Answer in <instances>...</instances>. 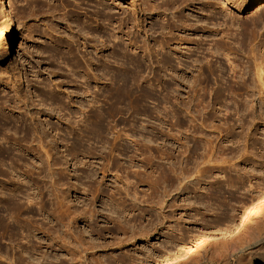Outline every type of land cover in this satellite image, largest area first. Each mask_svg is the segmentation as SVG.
<instances>
[{
  "label": "rangeland",
  "instance_id": "rangeland-1",
  "mask_svg": "<svg viewBox=\"0 0 264 264\" xmlns=\"http://www.w3.org/2000/svg\"><path fill=\"white\" fill-rule=\"evenodd\" d=\"M164 1L8 0L0 264H43L81 234L127 243L133 224L153 234L133 239L126 261L98 264H151L203 230L234 226L264 194V3L177 0L148 10ZM258 227L264 214L219 234L189 264H226L230 253L234 264H264Z\"/></svg>",
  "mask_w": 264,
  "mask_h": 264
},
{
  "label": "bare ground",
  "instance_id": "bare-ground-1",
  "mask_svg": "<svg viewBox=\"0 0 264 264\" xmlns=\"http://www.w3.org/2000/svg\"><path fill=\"white\" fill-rule=\"evenodd\" d=\"M172 4L169 2L164 1L161 4H158L157 6L151 8H148L152 14H160L161 10H171L174 6L177 8V0H171ZM230 1V0H226ZM264 0H252L246 3L245 6H251V5H260L263 4ZM0 10L2 11V15L0 16V22L4 27V41L5 46L8 48L9 53H11V48L14 43L15 34H14V15L11 9H9L8 0H0ZM177 13V12H176ZM180 13V12H179ZM176 14H174L173 18H176ZM134 18V17H133ZM186 18H193V14H188ZM137 45V41L135 40L134 43ZM264 68H258V75L263 72ZM133 199H136L138 201H149L152 199L148 196H133ZM264 214V194L259 198V200L254 203L252 206H250L239 218L237 223L234 226L231 227H222L220 231H209V230H203L196 238L189 241L187 244L183 245L180 249L176 251H169L159 257L156 261H153L151 264H189L198 259V257L205 251L208 244H211L214 242L218 235L225 236L226 238H229L231 236H234L233 234L241 233L242 231H245L249 229L251 226L255 225L260 216ZM106 215L114 218H124L126 215H122L121 212L118 211H109L106 213ZM162 216V214H160ZM256 231V234L260 240L264 239V227H258L254 229ZM93 231V230H88ZM102 231H98L100 233ZM127 234H131V238L136 239L137 236L144 237V236H151L153 234V230L146 229L143 225H131L128 230H126ZM90 235V233H87V235ZM84 234H81L82 242L80 244H73L69 245L68 239L69 237H66L64 241H61L62 248H65L63 250V255L59 256H52L50 255L51 251H47L48 256L44 258L42 261L43 264H98L99 261H106L109 257L113 258L116 263L126 261L131 255L133 254L132 249L128 248L127 246L132 243L133 239H130L129 242H125L122 240H119L117 242L111 243L107 241H93L89 242L91 239H86V236ZM85 237V239H84ZM100 237H103V234L100 233ZM79 238V236H78ZM80 239V238H79ZM106 239V238H104ZM150 241V239H148ZM121 247L124 250V254L122 256H116L114 254L107 255V254H99L97 253L99 251H108L110 249ZM127 247V249L125 248ZM140 249H135L138 255H141L143 250V245H140ZM147 248V245L145 246V249ZM236 246L231 245L230 248H226V252L230 253L229 251L234 250ZM130 249V250H129ZM129 250V251H128ZM131 251V252H130ZM243 251L240 249V252ZM66 252V253H65ZM141 252V253H140ZM234 254V253H233ZM228 254L226 259V264H234L233 259L231 255ZM102 259V260H101ZM241 258H238L237 264H245L242 263ZM264 260V257L260 258V261ZM186 261V262H185ZM209 262L212 264H216L217 261L213 258ZM141 264V263H140ZM246 264H254V261L251 259L249 263Z\"/></svg>",
  "mask_w": 264,
  "mask_h": 264
}]
</instances>
